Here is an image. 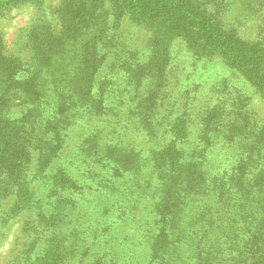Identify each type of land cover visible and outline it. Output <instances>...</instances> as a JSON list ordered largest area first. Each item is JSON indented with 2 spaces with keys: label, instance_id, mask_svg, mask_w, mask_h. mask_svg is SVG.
<instances>
[{
  "label": "rangeland",
  "instance_id": "obj_1",
  "mask_svg": "<svg viewBox=\"0 0 264 264\" xmlns=\"http://www.w3.org/2000/svg\"><path fill=\"white\" fill-rule=\"evenodd\" d=\"M68 1L0 0V264H264V0Z\"/></svg>",
  "mask_w": 264,
  "mask_h": 264
},
{
  "label": "trees",
  "instance_id": "obj_2",
  "mask_svg": "<svg viewBox=\"0 0 264 264\" xmlns=\"http://www.w3.org/2000/svg\"><path fill=\"white\" fill-rule=\"evenodd\" d=\"M99 0H90L91 4L89 5V8H87L85 11L86 13H84L83 17L81 18H77L75 19V17L72 15V12H75L77 15L79 14V11L81 9H83L84 11V7L82 5L79 4V2L76 1H68L67 5H65L64 8H62L63 12L70 13V16H66L65 21L63 23L64 26V32L63 34L67 37L73 35V31L78 29V24H79V20L84 19L86 17L89 16V14L91 13H96L97 10V6H96V2H98ZM121 0H113L114 3H116L117 5H119ZM166 0H164L165 2ZM82 3H84V1H81ZM123 3V0L121 1ZM143 2H146L145 4ZM156 0H124V4L122 7H126L128 10H132V11H138L140 13H146V16H153V19L156 17L157 19H160L161 17L163 18H167L164 15H168L170 19H168L169 21L171 20V24H172V29L175 28H180L181 26H185L186 28L189 26L186 20H190L192 21V23H195L194 20L191 19L190 16H188V12H184L182 13V7H180V4H176L173 5L174 7H171L170 9H165L163 7H159L156 8V4H155ZM167 3V1H166ZM85 4V3H84ZM129 4V5H128ZM170 5V4H168ZM166 5V6H168ZM173 11L174 13H169ZM180 11L182 14L180 15L179 13L177 14V12ZM66 14V15H67ZM80 16V14L78 15ZM174 30V29H173ZM190 32V31H188ZM223 43H218L217 45H221ZM224 47H227V50H229L228 48H230V46H228V44H224ZM52 52V51H50ZM18 64V65H17ZM21 62L20 60H16V65L14 64V62L9 65V70H17V68H19ZM2 120V119H1ZM247 162H250V159H246ZM257 171H256V177L254 179V183L251 185V191H256V188H262L264 187V170L260 167H256ZM261 190V189H259ZM260 192V197H262L263 191H258Z\"/></svg>",
  "mask_w": 264,
  "mask_h": 264
}]
</instances>
